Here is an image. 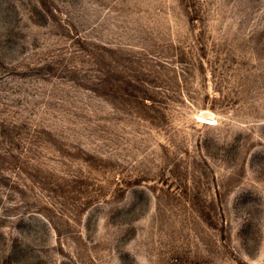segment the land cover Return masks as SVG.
<instances>
[{"label":"rangeland","instance_id":"1","mask_svg":"<svg viewBox=\"0 0 264 264\" xmlns=\"http://www.w3.org/2000/svg\"><path fill=\"white\" fill-rule=\"evenodd\" d=\"M0 264H264V0H0Z\"/></svg>","mask_w":264,"mask_h":264},{"label":"bare ground","instance_id":"2","mask_svg":"<svg viewBox=\"0 0 264 264\" xmlns=\"http://www.w3.org/2000/svg\"><path fill=\"white\" fill-rule=\"evenodd\" d=\"M201 117H202L203 119H207V120L209 119V118H206V117H204V116H201ZM203 119H202V120H203ZM203 121H204V120H203ZM207 122L212 123L211 121H207Z\"/></svg>","mask_w":264,"mask_h":264}]
</instances>
